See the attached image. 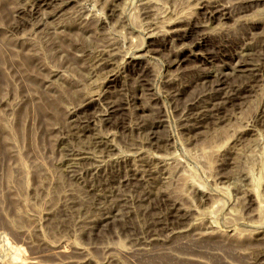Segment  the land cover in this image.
Returning <instances> with one entry per match:
<instances>
[{
    "label": "rangeland",
    "instance_id": "obj_1",
    "mask_svg": "<svg viewBox=\"0 0 264 264\" xmlns=\"http://www.w3.org/2000/svg\"><path fill=\"white\" fill-rule=\"evenodd\" d=\"M0 264H264V0H0Z\"/></svg>",
    "mask_w": 264,
    "mask_h": 264
},
{
    "label": "bare ground",
    "instance_id": "obj_2",
    "mask_svg": "<svg viewBox=\"0 0 264 264\" xmlns=\"http://www.w3.org/2000/svg\"><path fill=\"white\" fill-rule=\"evenodd\" d=\"M222 7V6H221ZM217 11V10H216ZM182 21V20H181ZM179 22H180V20L178 21V24H179ZM173 23V22H172ZM181 23V22H180ZM171 24V23H170ZM254 24H256V23H254ZM182 25V24H181ZM191 25H192V23H191ZM196 25V24H195ZM194 25V26H195ZM170 26V25H169ZM187 26H189L188 24H187ZM186 26V27H187ZM197 26V25H196ZM173 28V29H172ZM181 26H172L171 27V29H169V30H167V31H163L164 32V36H163V38H162V41L163 42H166V41H168V37L172 40V41H175V40H181V39H189V37H193V34L195 33L194 32V30L195 29H193L192 28V26L189 28V29H185V30H181ZM188 28V27H187ZM197 28V27H196ZM159 33H161V32H159ZM158 33V34H159ZM198 34V33H197ZM157 35V34H156ZM199 36V35H198ZM197 36V37H198ZM155 38V37H154ZM194 38H196V36L194 37ZM193 38V39H194ZM200 39H201V37H199ZM204 38V37H203ZM166 39V40H165ZM199 39V40H200ZM160 40V39H159ZM198 40V39H197ZM198 40V41H199ZM202 40V39H201ZM206 40V39H205ZM202 42H203V44H205L206 43V41H204V40H202ZM196 43V42H195ZM171 44V43H170ZM190 45H192V44H190ZM196 45V44H195ZM189 46V45H188ZM187 46V47H188ZM193 46V45H192ZM191 47V46H190ZM200 47V46H199ZM232 47V46H231ZM189 49V48H188ZM184 50H185V48H184ZM184 50H182V51H184ZM234 50V49H233ZM179 51V50H178ZM182 51L181 52H179L178 54H177V57L179 56V54H181L182 53ZM193 52V51H192ZM191 52V53H192ZM194 56H196V54H194V52L192 53ZM135 56V55H134ZM197 57V56H196ZM135 58V57H134ZM141 57H137L136 59H140ZM143 58V57H142ZM179 58V57H178ZM183 58V57H182ZM181 59V58H180ZM180 62H182V61H180ZM134 66V65H133ZM139 74V73H138ZM141 79V78H140ZM117 112V111H116ZM124 115V114H123ZM196 123V122H195ZM119 127V126H118ZM55 249H59L58 247L57 248H54L53 250H55ZM54 252H56V251H54ZM128 252V251H127ZM142 254V253H141ZM79 256V255H78Z\"/></svg>",
    "mask_w": 264,
    "mask_h": 264
}]
</instances>
